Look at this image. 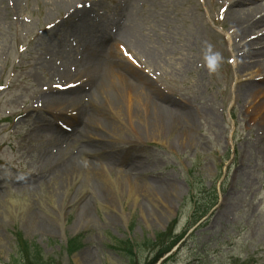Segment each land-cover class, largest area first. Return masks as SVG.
Instances as JSON below:
<instances>
[{"label": "rangeland", "instance_id": "rangeland-1", "mask_svg": "<svg viewBox=\"0 0 264 264\" xmlns=\"http://www.w3.org/2000/svg\"><path fill=\"white\" fill-rule=\"evenodd\" d=\"M57 1L0 3V264H27L19 238L35 251L29 264H264V72L240 70L228 5L75 0L82 2L75 14L67 13L72 4ZM87 8L90 14L81 20ZM122 9L131 12L115 37L123 45L115 38L107 44L125 67L106 72L134 81L132 89L149 100L142 108L156 114L150 119L145 112L134 129L123 99L76 76L86 70L81 56L91 48L88 32L120 19ZM73 29L84 36L78 44ZM256 32L264 33V23ZM64 69L68 77L56 75ZM80 86L99 100L101 113L108 112L102 117L113 124L110 130L84 127L90 118L70 105L86 100L58 106L49 98ZM82 131L100 135L95 145L104 148L108 163L101 172L112 165V177L133 176L135 184L149 187L141 188L148 196L136 202L128 190L110 191L92 173L90 188L85 176L73 177V163L84 171L83 163L94 160L81 159L83 144L76 139ZM50 158L66 164L63 172L72 170L65 181L52 177ZM56 180L63 181L62 189ZM31 201V210H67L63 229L46 219L47 232L33 230L27 219ZM184 232L172 252L153 262L163 246L160 237L163 242ZM76 238L83 247L73 254L67 245Z\"/></svg>", "mask_w": 264, "mask_h": 264}, {"label": "bare ground", "instance_id": "bare-ground-1", "mask_svg": "<svg viewBox=\"0 0 264 264\" xmlns=\"http://www.w3.org/2000/svg\"><path fill=\"white\" fill-rule=\"evenodd\" d=\"M222 1L228 5L227 6L228 9L226 13H227V16L229 15L230 17V21H229L230 26L231 28L234 29L233 35H232V42H233L232 50L233 52L237 54V57L239 58V60H241L240 62L241 64L239 65L240 70L242 71L243 69H245L246 71H248V70L256 69L257 73H261V72L263 73L264 72V33H262L261 35L256 34L257 33L256 28L261 27L264 23V14L261 15L262 13H264V0H222ZM56 2L58 1L56 0ZM62 2L64 4L65 3L72 4L70 5V7H68L69 9L67 10V13L70 12V13H75V14L76 12H79L78 8L82 4L81 1H75V0H62ZM0 3H4L8 7L9 6L19 7L21 5L19 3V0H0ZM89 10L91 11V9L87 8L84 11H82L84 12L85 15L81 17V20H83L84 18L85 19L87 18V16L90 14ZM69 15H72V14H69ZM130 19H131V12L125 9H122L120 19H118L117 21L114 20V22H110V21L107 22L105 20L104 21L105 24H103V27L100 28V30L97 31L95 29L94 32L92 31L88 32L87 40L89 39L91 48L87 52L86 57L81 56V62L84 63L86 70L85 72L84 70H82L76 76H78L79 80H83L82 83H84L86 86H89L90 83L95 84L96 91L100 89L102 90V87L106 88V90L104 91V95H107L110 97L111 95L110 91L112 89L121 100L123 99V103L126 108V119H127L128 125L130 126V128L134 129L135 119H139L142 122L145 119V112L148 113V117L150 119L156 117L155 112L150 106L148 110H145L146 107L144 105L146 103L149 104L147 94L146 93L142 94V92H139L138 89L136 91L132 89L133 86L131 84L134 85L135 84L134 81L128 82L127 80H125L124 76L120 75L119 72H113L110 75L107 74L108 72H106L107 69L108 71H111V68L115 66H120V68L125 67L124 66L125 64L123 62H120L116 59L114 51H113V47H111V45H108L107 43L108 42L110 43V41L113 40L117 36L116 34L120 26H123L125 30V28L130 22ZM99 32H101L102 34L100 35ZM120 34L117 37L118 39H120ZM70 35H71L72 40L75 41L77 44L82 39H84L83 34H81L79 31H74V29L72 30ZM243 41L245 42L242 44L241 42ZM65 42H67V40H65ZM120 42H121V45H123L121 40ZM115 43L117 44V46H121L119 41H117V39ZM89 55L93 56V60H91V56ZM248 60H251V61H248ZM68 65H71V63ZM68 65L67 66L62 65V66L63 68H66L68 67ZM129 68L131 70L127 69L128 71H133L134 69V68L132 69L131 67ZM67 73L68 72L65 71V69L63 71L58 70L56 72V75L58 74L60 75V78L61 77L63 78L65 75H66L65 77H68ZM106 77H108V79H106ZM138 77L140 76L138 75L135 76V79L138 80L139 79ZM72 84L73 82H71L69 85H72ZM84 87L85 86L78 87L79 90H76L75 87L70 88V92L67 96L61 95L58 97L57 95L55 96L52 93H50L49 98L55 101V103L58 106L61 105L60 102H63V101L70 100L72 102L73 101L76 102L78 101L79 98L86 100V102L83 105L81 104V102L70 105V106H74L77 108L76 113L78 116L82 115L84 118L85 117L90 118L91 124H85L84 127L88 129L89 132H91L92 128L102 130V131H106L107 129L110 130L113 124H111L110 121L108 122V120L102 117V116L106 117V114L108 112H106L105 109L103 108L104 111L103 113H101V110H100L101 103H99V100L97 101L93 100L91 98V95H88L87 92L84 91L83 89ZM58 91L59 90H57V92ZM111 103H112V106L119 105V103H114L112 101ZM142 106L145 109H143ZM148 117H147V120H149ZM101 118H103V120H101ZM103 121H106L107 123L105 125L106 128L102 124ZM120 122L125 124L124 123L125 121H120ZM161 124L163 125V122ZM89 132L82 131L77 136V139H76L77 143L82 142L83 144L81 150H79V154L82 160L84 156V159L89 157V158H92V160L99 159V161L96 162L93 160L88 163L87 162L83 163V165H85L84 171L81 170V167L78 168L79 165H75L72 162L73 165L71 168L73 169V172L72 170H67L66 172H63L64 170H66L65 168L66 164H60L58 160H54L53 158H50L53 160V163L50 161V166L52 168V171H55L52 177L64 178L63 181H65L66 177L72 173H73L72 175L73 177L74 175H78V176L82 175V176H85L84 186H86L87 188L88 187L90 188L91 187L89 186V182H91L90 174L92 173V175H97L98 178L103 180L107 185H110L111 186L110 191L128 190L127 194L132 195L136 202H138V200L141 199L143 196H148L147 191L142 190L141 188H149V187L147 185L135 184L134 183L135 178L133 176H130L129 174H126V173H122V174L117 173L116 177H112L111 174L109 173L110 171L113 170L112 165L109 164L112 168L110 169L105 168L101 172V168L106 162V161L104 162L102 159L103 157L102 152L104 148L99 145L98 146L95 145L96 144L95 141L100 138V135L90 134ZM114 133L115 131L110 132V134L112 135ZM50 159H43V160L46 161ZM97 166L99 169L97 168ZM106 173H109V174H106ZM59 174H61V176H59ZM78 176H75V178L71 181L72 184L73 182L77 180ZM63 181L61 184H59V182H57L56 180L57 188L62 189V186H64ZM98 191L104 192L105 190L104 189L102 190L101 187L99 186ZM30 204L31 206L29 207L28 212L29 211L31 212H29V216L27 217V219L29 222L28 225L31 228H33V230H36L42 233L47 232L49 230V225H48V222L45 221L46 219L51 222L53 227L58 228L57 223H59L60 227L63 229L64 222L62 220V217L67 212V210H60V211L54 212L43 206H39L38 210H31L32 205H33L32 201L28 202V206ZM47 215L50 216V220L47 217ZM86 222H88L87 224H89V220H87Z\"/></svg>", "mask_w": 264, "mask_h": 264}, {"label": "trees", "instance_id": "trees-1", "mask_svg": "<svg viewBox=\"0 0 264 264\" xmlns=\"http://www.w3.org/2000/svg\"><path fill=\"white\" fill-rule=\"evenodd\" d=\"M205 214V213H204ZM204 216H202L201 218H203ZM200 218V219H201ZM199 219V220H200ZM198 220V221H199ZM197 221V222H198ZM186 233L184 232L182 235H179V236H176V237H169L168 238V240H164L163 239V242H162V238L160 237V240L159 241H161V244H164L163 245V249H161L159 252H158V256H156L155 258H154V260H153V262H155L156 260H158L159 258H161L162 256H164V254H166V253H168V252H170L172 249H173V247L181 240V239H183L184 238V235H185ZM172 239V240H171ZM171 240V241H170ZM158 241V240H157ZM165 241H167V242H165ZM72 242V244H71V246H70V249L73 251V252H76L78 249H80L81 247H82V245L78 242V241H75V240H72L71 241ZM28 251H31V249H30V247L28 246H24V247H22V252H24V253H26L27 255H28ZM130 253L132 254V255H134L133 253H132V250L130 251ZM26 259H27V256H26ZM152 262V263H153Z\"/></svg>", "mask_w": 264, "mask_h": 264}]
</instances>
